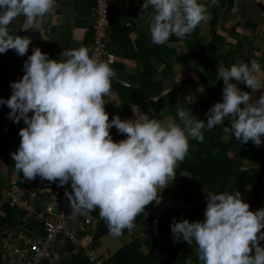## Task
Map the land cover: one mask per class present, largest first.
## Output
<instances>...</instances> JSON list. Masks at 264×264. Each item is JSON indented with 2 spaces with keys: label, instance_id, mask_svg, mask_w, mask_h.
<instances>
[{
  "label": "clouds",
  "instance_id": "1",
  "mask_svg": "<svg viewBox=\"0 0 264 264\" xmlns=\"http://www.w3.org/2000/svg\"><path fill=\"white\" fill-rule=\"evenodd\" d=\"M217 0H212L215 4ZM56 0H0V54L28 52L31 38L11 34L10 25L23 16L39 30ZM143 12L152 9L151 43L161 45L171 35H190L206 19L207 6L198 0H143ZM40 31V30H39ZM65 59H52L39 47L23 63V76L10 82L6 105L13 123L23 120L20 142L11 153L17 174L25 181L70 184L66 192L71 208L86 213L99 209L114 237L136 227L137 216L149 204L160 203V192L176 177L175 168L188 154L189 138L203 142L204 130L217 125L226 135L257 147L264 143V75L256 60L219 62L222 100L206 112V121L176 105L181 123L161 121L140 112L134 119H109L104 105L111 94L115 71L108 63L90 57L84 47L63 50ZM243 83L251 92L237 87ZM191 98V97H190ZM192 102V98L189 100ZM188 102V103H189ZM31 113V116H29ZM126 138L114 141L110 129ZM202 221L173 220V242L193 246L201 264H264V208L255 212L239 191L208 192ZM55 260L59 259L57 255Z\"/></svg>",
  "mask_w": 264,
  "mask_h": 264
},
{
  "label": "crops",
  "instance_id": "2",
  "mask_svg": "<svg viewBox=\"0 0 264 264\" xmlns=\"http://www.w3.org/2000/svg\"><path fill=\"white\" fill-rule=\"evenodd\" d=\"M198 2L207 6L206 19L190 35L183 38L171 35L161 45L151 43L149 25L153 12L151 8L143 12V0H124L118 4L109 31L110 50L116 57L111 94L105 97L111 101L104 105L109 119L113 115L122 120L134 119V112H140L161 121L181 123L176 110L179 104L206 121L205 114L215 102L205 106L203 102L217 90L219 62L228 67L231 57L249 63L256 60L264 75V0ZM92 6L93 0H56L54 10L37 21L40 31L31 28L23 16L15 19L10 25L11 34L30 37L32 42L25 56H18L14 50L0 54V96L10 97V82L23 76V63L33 47L61 60L65 59L60 56L63 50L84 47L89 53L93 46ZM231 82L240 90L251 92L243 83ZM261 92L264 88L255 92L253 98L258 99ZM218 100L221 102L222 97ZM227 119L225 124L204 130L203 142L189 138L188 154L175 168V179L160 192L159 204L146 206V218L143 214L137 216L136 227L131 232L125 229L119 237L112 236L96 209L80 235V244L95 243L97 253L106 255L109 262H114L116 254L124 251L120 264H201L193 250L195 245L183 240L173 242L170 224L181 218L202 221L208 192L239 191L254 211L251 200L263 171L264 143L259 147L251 141L241 144L234 136L226 135L223 128ZM25 126L23 120L13 123L8 113H0V264H6L2 248L4 234L21 221L18 215L5 212L7 191L13 183L18 184L25 197L40 209L48 203L49 192L56 183L40 177L25 181L22 173L17 174L11 153L17 150L18 133ZM112 131L114 141L126 138L115 127ZM206 159L210 160L208 164ZM231 163L233 170H229ZM206 165L213 174L210 182L203 181L202 185L197 171ZM186 167L196 169L192 173ZM53 210L59 213L60 208L54 206ZM25 228L31 234L41 233L31 220L26 221ZM259 243L264 247V241ZM11 245L17 246L18 242L12 240ZM81 250L67 243L53 264H90Z\"/></svg>",
  "mask_w": 264,
  "mask_h": 264
},
{
  "label": "built area",
  "instance_id": "3",
  "mask_svg": "<svg viewBox=\"0 0 264 264\" xmlns=\"http://www.w3.org/2000/svg\"><path fill=\"white\" fill-rule=\"evenodd\" d=\"M122 1L124 0H93L91 11L93 46L88 54L108 63L113 70L116 57L110 50L109 31L112 13ZM0 98L7 100L9 97ZM1 112L9 113L10 109L6 105H0ZM110 134H113L112 128ZM17 185L13 183L6 194L9 206L24 211V217L21 224L4 234L2 248L6 264H53L56 262L54 258L59 256V250L67 243L82 248L81 252L90 264H115L110 263L106 255L97 253L95 243L85 246L80 244V235L93 219V212L81 213L71 208L66 195V192L72 191L70 184L59 186L56 182L54 189L49 192L48 203L40 209L25 197L24 191ZM54 206L60 208L59 213H54ZM260 208H264V176L258 195V209ZM29 220L40 228L39 235L27 231L25 223ZM12 240L17 241L18 245L12 246Z\"/></svg>",
  "mask_w": 264,
  "mask_h": 264
},
{
  "label": "trees",
  "instance_id": "4",
  "mask_svg": "<svg viewBox=\"0 0 264 264\" xmlns=\"http://www.w3.org/2000/svg\"><path fill=\"white\" fill-rule=\"evenodd\" d=\"M235 59L236 58L231 57V59L228 60L227 65L230 66L231 64L235 63L236 62ZM222 89H223V81L219 80L216 92L211 97H209L208 99H206L203 102V106H205L206 104H211L212 105L214 102L215 103L219 102V100H218L219 97H222ZM209 161L210 160L206 159L207 164H208ZM234 163L237 164V165L239 164L237 162H234ZM207 168H208L207 165H206V167L201 166L200 170L197 171V174L200 175V182H201L202 185H204L203 181L210 182L209 180L211 179V174H213V172L211 170H208ZM194 169H196V167H186L185 168V170H187L189 172H192V173H194ZM233 169H234V166H233V163H231V166L229 167V170H233ZM234 174L236 175V173H234ZM263 176H264V164H263V171H262L261 178H260L259 188L255 187L256 188V192L254 193L253 198L251 200L252 208L254 209L253 212H255L258 209V195H259L260 190H261V183H262V177ZM6 196H7V194H6ZM5 212H6L7 215H14L15 217L18 215L21 221H22V218L24 217V211H20V210H18L16 208H12V207L9 206L8 196H7V205H6V211ZM21 221L19 222L20 224H21ZM123 252L124 251H122L121 253H117L116 254V256L113 259L115 264H120L121 263V261H122V259L124 257V253ZM114 262H110V263H114Z\"/></svg>",
  "mask_w": 264,
  "mask_h": 264
},
{
  "label": "rangeland",
  "instance_id": "5",
  "mask_svg": "<svg viewBox=\"0 0 264 264\" xmlns=\"http://www.w3.org/2000/svg\"><path fill=\"white\" fill-rule=\"evenodd\" d=\"M56 212L58 211V209L55 210Z\"/></svg>",
  "mask_w": 264,
  "mask_h": 264
}]
</instances>
